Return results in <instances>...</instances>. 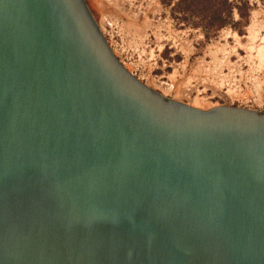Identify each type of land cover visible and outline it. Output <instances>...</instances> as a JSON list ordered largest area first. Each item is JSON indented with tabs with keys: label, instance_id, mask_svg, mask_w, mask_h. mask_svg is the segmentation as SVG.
I'll list each match as a JSON object with an SVG mask.
<instances>
[{
	"label": "water",
	"instance_id": "water-1",
	"mask_svg": "<svg viewBox=\"0 0 264 264\" xmlns=\"http://www.w3.org/2000/svg\"><path fill=\"white\" fill-rule=\"evenodd\" d=\"M0 264H264V110L150 88L85 0H0Z\"/></svg>",
	"mask_w": 264,
	"mask_h": 264
},
{
	"label": "rangeland",
	"instance_id": "rangeland-1",
	"mask_svg": "<svg viewBox=\"0 0 264 264\" xmlns=\"http://www.w3.org/2000/svg\"><path fill=\"white\" fill-rule=\"evenodd\" d=\"M119 61L150 88L200 109L264 110V0H85ZM209 6V5H208ZM223 20L218 30L210 22Z\"/></svg>",
	"mask_w": 264,
	"mask_h": 264
},
{
	"label": "trees",
	"instance_id": "trees-1",
	"mask_svg": "<svg viewBox=\"0 0 264 264\" xmlns=\"http://www.w3.org/2000/svg\"><path fill=\"white\" fill-rule=\"evenodd\" d=\"M202 3L207 8L212 7L217 9V13L227 12L231 8V4L228 2V0H202ZM225 24L226 22L223 20L212 21L210 22L211 26H209L208 28L212 27V30H218Z\"/></svg>",
	"mask_w": 264,
	"mask_h": 264
}]
</instances>
